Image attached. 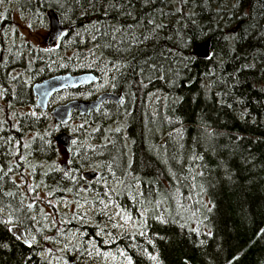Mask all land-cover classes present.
I'll use <instances>...</instances> for the list:
<instances>
[{"label": "trees", "instance_id": "obj_1", "mask_svg": "<svg viewBox=\"0 0 264 264\" xmlns=\"http://www.w3.org/2000/svg\"><path fill=\"white\" fill-rule=\"evenodd\" d=\"M56 1L68 22L49 0L16 3L41 21L53 9L71 27L59 46L21 55L20 63L33 81L92 72L98 81L68 89L93 98L103 74L116 76L122 99L101 107L123 117L124 133L112 132L101 157L121 182L108 200L140 224L115 244L132 264H264V0H170V17H162V0ZM67 40L74 50L95 45L94 65L67 62ZM201 43L208 54L195 51ZM151 92H158L153 108ZM5 99L34 101L32 85L19 83L15 99ZM42 112L20 122L36 128L51 118ZM9 133L0 120V169L11 153ZM33 140L40 160L61 152L53 133ZM68 173L53 170L49 178L62 187ZM3 194L0 186L7 206ZM0 264H47L1 216Z\"/></svg>", "mask_w": 264, "mask_h": 264}, {"label": "rangeland", "instance_id": "obj_2", "mask_svg": "<svg viewBox=\"0 0 264 264\" xmlns=\"http://www.w3.org/2000/svg\"><path fill=\"white\" fill-rule=\"evenodd\" d=\"M19 1L22 0L0 2V23L3 24L0 37V120L10 130L9 135L14 137L11 153L0 169L3 197L10 201L7 206L0 203V216L17 236L39 247L47 264H132L129 255L115 244V240L122 233L135 232L140 221L133 220L108 200L120 188L121 182L112 165H106L101 157L105 154L102 149L115 140L112 132L117 129L121 135L124 133L123 117L116 116V111L112 112L110 105L105 104L99 113L91 112L89 118H81L75 113L68 124L62 125L56 124L51 116L48 122H42L34 129L31 128L32 123L20 122V119L43 115L36 98L22 103L5 99V95L15 99L19 83L33 85L36 82L31 68L20 63L21 55L30 57L35 51L50 47L44 42L49 32L48 17L41 21L37 11L27 16L16 5ZM49 1L57 5L61 19L68 22V14L59 8L57 1ZM169 1L160 2L165 6L162 17L174 15L176 8L166 7ZM175 15L179 16L178 13ZM65 46V53L73 58L67 62L79 67H92L95 62L93 55L99 53L92 43L82 50L71 48V40H67ZM195 51L208 54L203 43ZM61 58L58 55L56 60L61 61ZM118 87L116 76L107 72L93 89L97 95L105 90L118 92ZM157 95L158 92L149 94L150 108L157 102ZM74 98L89 100L93 97L84 92L77 94L69 89L60 90L52 96L50 106ZM110 115L112 122L108 121ZM102 116L106 120L101 123ZM64 127L66 129H62ZM62 130L74 135L69 154L63 144H58L61 152L55 157L45 161L38 159L32 152L34 136L38 132L45 137L50 133L55 136ZM64 163H67L69 176L60 187L50 180L49 173L63 171ZM87 171H96L97 176L89 180L83 175Z\"/></svg>", "mask_w": 264, "mask_h": 264}, {"label": "water", "instance_id": "obj_3", "mask_svg": "<svg viewBox=\"0 0 264 264\" xmlns=\"http://www.w3.org/2000/svg\"><path fill=\"white\" fill-rule=\"evenodd\" d=\"M47 17L49 21V32L44 38V42L48 46H59L62 39L70 31V26H62L60 19L53 9L47 11ZM98 77L92 73H61L43 80L37 81L32 85L33 94L36 96L37 105L46 110L48 108V102L50 97L60 90L65 88H76L80 85L90 84L98 81ZM122 94L120 92L103 91L94 99H78L74 98L64 103L54 105L50 109V114L57 123H68L74 112H78L81 115H89L91 112L98 111L105 100H113L120 102ZM55 141L59 144H63L66 153L71 150V142L74 139V135L65 130L59 131L54 136ZM66 167V164H63ZM84 177L93 180L97 176L96 171H87L83 173Z\"/></svg>", "mask_w": 264, "mask_h": 264}, {"label": "flooded vegetation", "instance_id": "obj_4", "mask_svg": "<svg viewBox=\"0 0 264 264\" xmlns=\"http://www.w3.org/2000/svg\"><path fill=\"white\" fill-rule=\"evenodd\" d=\"M105 91H108V90H105ZM113 91V90H112ZM102 92V91H101ZM115 92H117V91H115ZM118 92H120L121 94H122V92L121 91H118ZM35 96V95H34ZM97 96V95H96ZM123 96V95H122ZM94 98H96V97H94ZM94 98H92V99H94ZM50 101H51V99L49 100V104H51L50 103ZM109 101H113V100H105L104 102L105 103H107V102H109ZM103 102V103H104ZM115 102V101H114ZM49 104H48V108H49ZM103 105V104H102ZM51 107V106H50ZM75 113H78V112H74V114H73V116L75 115ZM73 116H72V118H73ZM67 154H69V153H67Z\"/></svg>", "mask_w": 264, "mask_h": 264}, {"label": "snow or ice", "instance_id": "obj_5", "mask_svg": "<svg viewBox=\"0 0 264 264\" xmlns=\"http://www.w3.org/2000/svg\"><path fill=\"white\" fill-rule=\"evenodd\" d=\"M0 2H3V0H0ZM29 207H31V205H29ZM29 246H31V245H29Z\"/></svg>", "mask_w": 264, "mask_h": 264}, {"label": "bare ground", "instance_id": "obj_6", "mask_svg": "<svg viewBox=\"0 0 264 264\" xmlns=\"http://www.w3.org/2000/svg\"><path fill=\"white\" fill-rule=\"evenodd\" d=\"M61 74V73H60ZM113 92H115V91H113Z\"/></svg>", "mask_w": 264, "mask_h": 264}]
</instances>
